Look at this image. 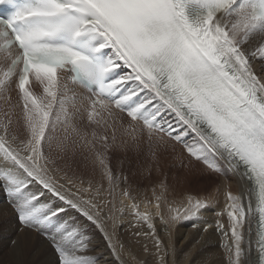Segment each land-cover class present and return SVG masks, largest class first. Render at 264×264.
Segmentation results:
<instances>
[{
	"label": "snow or ice",
	"instance_id": "1",
	"mask_svg": "<svg viewBox=\"0 0 264 264\" xmlns=\"http://www.w3.org/2000/svg\"><path fill=\"white\" fill-rule=\"evenodd\" d=\"M0 100V217L23 234L16 255L129 264L127 223L130 243L152 242L151 261L129 249L132 264H178L173 229L190 222L183 264H196L220 185L170 201L165 176L141 211L128 175L146 148L151 180L179 146L189 164L174 182H223L224 264H264V0H0Z\"/></svg>",
	"mask_w": 264,
	"mask_h": 264
},
{
	"label": "bare ground",
	"instance_id": "2",
	"mask_svg": "<svg viewBox=\"0 0 264 264\" xmlns=\"http://www.w3.org/2000/svg\"><path fill=\"white\" fill-rule=\"evenodd\" d=\"M31 87V88H30ZM29 89L33 90L34 94H42V88L39 85V82L34 80L31 83ZM3 101H1L2 103ZM181 156L184 159L187 157L183 154V150L181 147H176ZM185 164H188V159L186 160ZM180 163V162H179ZM178 163V164H179ZM194 166L196 169H202V165H191L190 167ZM187 169L181 168V171H171V174H183L186 172ZM170 177L167 183L170 186V192L168 195V199L176 200L177 202L183 197L185 193H192L195 195H203L206 193L211 192L217 185H220L221 194L217 197V199L213 202V209L214 211L208 214H205L200 218V223H210L212 225L209 228V232L207 234H202V237H198L201 239V243L197 245L198 252L195 254V261L196 264H204V261H209V264H224L225 260V253L223 248L221 247V236L215 229V223L219 219L222 223L227 226V216H218L217 213L223 211L225 207L223 193V182L218 180L215 177L206 176L205 181L203 184L195 185L193 187H187L186 185L183 187L181 186L182 183L173 182ZM164 175L157 174L155 170L152 172L151 180L148 179V175H145L143 178L135 176L129 177L130 181L133 184L134 188H139V191H134V195L137 197L138 202L141 203V211H144V203L148 202L154 205L155 201L152 195V186L158 180L164 179ZM143 180V182H142ZM234 193L236 192V187L233 185L231 189ZM159 191V189H157ZM153 213H155V207H150L149 209ZM165 216H167V208H162ZM156 220V225L159 230L160 235H164L163 226L160 224L159 217H154ZM256 226H254L255 231ZM143 231H147L146 226L142 229ZM136 231V229H129L127 223L125 224V228L119 233L120 239L125 244V253L123 258L132 264L131 256L129 255V249L131 250L132 254L136 255L137 259H148L151 261L150 256H145L143 252L142 244L143 242H147L149 248L152 246V242L147 237H141V244L130 243V241H134V237L132 236V232ZM195 234V230L192 229L190 222H183L181 224H177L176 227L173 229V240L175 243L176 248V257L178 264H183L184 255L185 253L191 248V238ZM23 234L19 232L16 222L13 220L11 216L7 217H0V264H15L17 259L23 260L25 264H36L37 260L46 261L50 260L51 254L48 255H41L39 253L32 255L30 254L29 250H25L22 256H18L15 253V247L13 245V241L22 240ZM96 241L98 244H101L102 241L99 235L96 236ZM95 255V253H92ZM104 260L107 261V264H114V258L111 256L110 253L105 251Z\"/></svg>",
	"mask_w": 264,
	"mask_h": 264
},
{
	"label": "rangeland",
	"instance_id": "3",
	"mask_svg": "<svg viewBox=\"0 0 264 264\" xmlns=\"http://www.w3.org/2000/svg\"><path fill=\"white\" fill-rule=\"evenodd\" d=\"M40 93H42V92H40ZM39 95H42V94H39ZM1 101H3V100H0V109H2L3 105H4V102L1 103ZM180 156H181V154H180V152H179V150L177 148L175 150V153L169 152L166 155L162 154L161 157H160V169H161V171H160L159 174L160 175H164V176H168V175L170 176L171 171H174V170L175 171H181V168H182L181 164L182 163L185 164V162H187L186 161L187 159H184V157H180ZM149 163H150V158L148 157L147 149L145 148L144 149V154L140 157V160L139 161H135V159H134L132 172L128 173L129 177H132V178L133 177L135 178V176L140 177V172L142 170H145L144 171V176L148 175L147 171H146V168H147ZM125 168H127V165H125ZM133 173H135V175H133ZM176 175H177L176 173L175 174H171V177L176 176ZM142 182H143V180H142ZM185 185L186 184H182L181 186L184 187ZM186 186L189 187L188 185H186Z\"/></svg>",
	"mask_w": 264,
	"mask_h": 264
}]
</instances>
